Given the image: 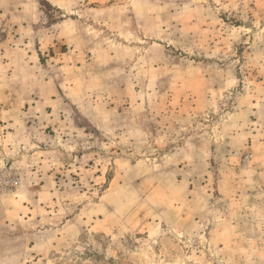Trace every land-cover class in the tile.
I'll return each instance as SVG.
<instances>
[{"label":"rangeland","instance_id":"1","mask_svg":"<svg viewBox=\"0 0 264 264\" xmlns=\"http://www.w3.org/2000/svg\"><path fill=\"white\" fill-rule=\"evenodd\" d=\"M0 264H264V0H0Z\"/></svg>","mask_w":264,"mask_h":264}]
</instances>
